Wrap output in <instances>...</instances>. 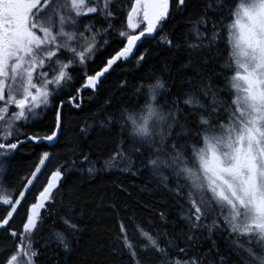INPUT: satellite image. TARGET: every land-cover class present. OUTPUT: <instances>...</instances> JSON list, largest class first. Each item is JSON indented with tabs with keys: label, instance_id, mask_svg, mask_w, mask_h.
<instances>
[{
	"label": "snow or ice",
	"instance_id": "1",
	"mask_svg": "<svg viewBox=\"0 0 264 264\" xmlns=\"http://www.w3.org/2000/svg\"><path fill=\"white\" fill-rule=\"evenodd\" d=\"M123 3L0 0V157L4 158L0 172L25 145H31L33 153L48 149L40 152L18 195L0 182V230L12 241L0 253L2 264H37L35 237L45 213L48 218L58 215L56 194L66 173L77 168L76 160L52 170L34 202H28L27 193L52 159L51 149L60 144L67 130L65 117L82 108V93L91 98L119 63L135 57L141 66L152 52L145 42L155 41L154 34L163 33L165 25L190 8L189 0H132L125 23ZM191 7L200 15L184 34L188 56L180 74L191 72L185 81L188 88L166 103L167 118L159 133L125 137L122 128L125 138L97 168L90 149L84 148L83 141L93 131L85 123L72 133L74 147L69 151L82 157L92 178L112 169L133 176L148 172L176 203L177 218L169 220L161 211L158 223L149 221L151 230L134 215L122 217L109 204L119 230L118 246L109 253L113 258L127 257L131 264H264V0H201ZM85 19L101 26L84 23ZM160 45L179 47L167 33ZM109 47H114V54L89 74L88 65ZM141 48L144 51L137 56ZM223 53L227 59L214 78L208 74L209 66L215 71ZM77 74L83 80L79 86ZM155 81L147 86V98L158 104L161 90L171 93L161 78ZM127 87L122 81L121 88ZM135 91L142 94L141 88ZM49 115L54 118L44 125ZM114 120L109 116L99 128L111 132ZM193 122L196 138L190 147L181 141L191 135L188 125ZM40 125L47 128L43 135ZM17 215L21 219L14 228ZM70 226L74 233L81 231L75 223ZM130 226L135 241L128 235ZM53 237L69 257L72 241L62 231H54ZM221 239L228 242L229 255L222 252ZM81 264H89L87 257Z\"/></svg>",
	"mask_w": 264,
	"mask_h": 264
},
{
	"label": "trees",
	"instance_id": "2",
	"mask_svg": "<svg viewBox=\"0 0 264 264\" xmlns=\"http://www.w3.org/2000/svg\"><path fill=\"white\" fill-rule=\"evenodd\" d=\"M131 2L132 0H124L123 3L125 23L126 12L130 9ZM189 2L190 8L187 12L176 16L175 20L165 25L163 33H156L155 41L145 42V47H150L152 52L141 66H137L135 57L128 63H119L114 66L99 85V91L92 93L91 98L88 92L82 93V108L74 109L71 117H65L67 130L61 137V142L57 148L51 149L52 159L27 193L28 202H34V197L42 190V186L47 182V176L50 175L51 171L60 164L65 162L70 164L73 159L76 160L77 168L66 173V179L56 194L55 211L58 215L48 218L47 213H45L46 218L35 237V248L40 253L37 264H59V262L81 264L85 257H87L89 264H131L127 257L120 260L109 254L113 247L118 246L115 237L119 231L115 211L108 207L109 204L114 205L122 217L134 215L136 220L148 230H151L149 221L158 223L161 211L168 214L169 220L177 218L176 203L166 191L157 186L158 178L152 177L148 172L133 176L117 169L100 172L95 178H92L87 175V164H81L82 157H74L69 149L74 147L72 133L78 131L85 123L92 125L93 131L89 138L83 141V144L85 151L90 149V159L96 162V167H102V162L112 154L116 144L121 139L130 136L124 121V114L128 111H136L146 103L149 84L157 78H161L168 86L171 95H164L163 90H161V94L157 97L159 103L152 101L165 111H167L166 103L171 102L182 88H188L185 81L191 72L184 70L183 75L180 74L182 65L187 62L188 56L185 51L184 34L188 33L189 25L194 23L200 15L199 10H193L191 5L198 4L201 0H189ZM229 2L233 3L234 0H229ZM238 2L239 0H235V3ZM89 22L94 23L96 28L101 26L99 22L91 20ZM120 27V24L116 25L117 31ZM165 33L170 35L175 45H179V47L173 46L171 49H167L163 45L157 47V43ZM99 39L101 42L103 41V37ZM142 51L144 48H141L136 55L139 56ZM109 53L114 54V47H109L107 52L96 59L95 64H89L88 73L94 74L96 70L103 67ZM226 59L227 53H223L220 60L216 62L215 71H211L212 66H209L208 74L216 78V73L220 71V65ZM222 78V76L219 77V79ZM122 81L128 83L126 90L121 88ZM82 83L83 80L77 74V86ZM137 88H141L142 94L136 93ZM65 111L67 112L68 109ZM109 116L115 117L111 132L99 128L100 121L107 122ZM53 118L52 115H49L44 125H50ZM69 120H71L70 124L68 123ZM44 125L39 126L43 128L41 135L47 131ZM122 128L125 130V137L120 135ZM24 131H34V129H24ZM188 131L191 135L181 143H188L191 147L196 138L194 122L188 125ZM65 141L68 143L65 144ZM44 150L48 149H40L33 153L32 146L25 145L5 165L1 182L10 193L19 194L25 177L34 170L38 156ZM81 167L85 169L83 173L78 170ZM121 187L124 189L123 191L120 190ZM69 208L72 209L71 212L68 211ZM61 217L66 218L69 224L66 225ZM20 219V215L15 217L14 228L19 227ZM72 223H75L81 231L74 233L70 226ZM54 231L64 232L72 241L73 253L69 257H65L62 250L57 246L53 237ZM128 235L134 241L137 238L131 226ZM219 243L222 252L229 255L228 242L221 239ZM11 244V239L6 238L0 230V253L5 248H10ZM232 258L233 260L236 259L234 256ZM3 260L4 255H0V264Z\"/></svg>",
	"mask_w": 264,
	"mask_h": 264
},
{
	"label": "clouds",
	"instance_id": "3",
	"mask_svg": "<svg viewBox=\"0 0 264 264\" xmlns=\"http://www.w3.org/2000/svg\"><path fill=\"white\" fill-rule=\"evenodd\" d=\"M155 84L156 81L152 82L150 86ZM166 118V111L159 105L152 103L151 98L140 109L128 111L124 114V121L129 135L137 138L158 134Z\"/></svg>",
	"mask_w": 264,
	"mask_h": 264
},
{
	"label": "rangeland",
	"instance_id": "4",
	"mask_svg": "<svg viewBox=\"0 0 264 264\" xmlns=\"http://www.w3.org/2000/svg\"><path fill=\"white\" fill-rule=\"evenodd\" d=\"M100 3H101V5H102L103 0H100ZM84 23H90V22H89V20H86V19H85ZM80 28H81V30H83V24H81ZM2 160H4V158H3V157H0V161H2ZM4 171H5V169H4ZM3 174H4V172H0V182H1V180L3 179ZM29 176H30V175H29ZM24 183H26V179H25ZM22 190H23V187H22Z\"/></svg>",
	"mask_w": 264,
	"mask_h": 264
}]
</instances>
